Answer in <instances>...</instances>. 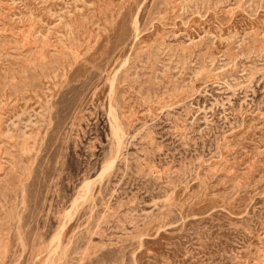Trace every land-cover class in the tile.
Masks as SVG:
<instances>
[{
  "label": "rangeland",
  "instance_id": "1",
  "mask_svg": "<svg viewBox=\"0 0 264 264\" xmlns=\"http://www.w3.org/2000/svg\"><path fill=\"white\" fill-rule=\"evenodd\" d=\"M0 264H264V0H0Z\"/></svg>",
  "mask_w": 264,
  "mask_h": 264
},
{
  "label": "bare ground",
  "instance_id": "2",
  "mask_svg": "<svg viewBox=\"0 0 264 264\" xmlns=\"http://www.w3.org/2000/svg\"><path fill=\"white\" fill-rule=\"evenodd\" d=\"M91 182H86V183H84V185L82 186V188H81V190H82V192L80 193V195L82 196L87 190H88V187H89V184H90Z\"/></svg>",
  "mask_w": 264,
  "mask_h": 264
}]
</instances>
